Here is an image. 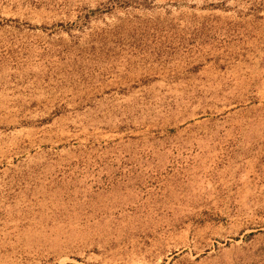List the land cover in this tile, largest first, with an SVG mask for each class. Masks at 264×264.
<instances>
[{"label": "rangeland", "instance_id": "obj_1", "mask_svg": "<svg viewBox=\"0 0 264 264\" xmlns=\"http://www.w3.org/2000/svg\"><path fill=\"white\" fill-rule=\"evenodd\" d=\"M0 264H264V0H0Z\"/></svg>", "mask_w": 264, "mask_h": 264}]
</instances>
